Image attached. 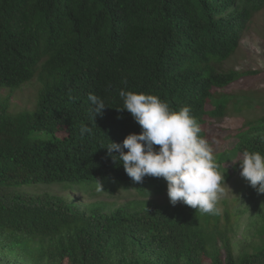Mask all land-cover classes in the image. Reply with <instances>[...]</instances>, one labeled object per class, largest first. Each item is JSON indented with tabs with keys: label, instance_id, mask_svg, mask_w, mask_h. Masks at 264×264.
Here are the masks:
<instances>
[{
	"label": "trees",
	"instance_id": "1",
	"mask_svg": "<svg viewBox=\"0 0 264 264\" xmlns=\"http://www.w3.org/2000/svg\"><path fill=\"white\" fill-rule=\"evenodd\" d=\"M263 6L264 0H0V87L11 91L0 97V264H264V244L234 253L220 214L144 199L111 209L70 195L122 187L148 195L167 187L163 177L134 182L105 148L142 130L118 109L121 89L156 94L174 109L190 106L201 135L221 138L210 129L228 111L225 90L264 80V68L223 69ZM34 78L41 83L34 108L11 111V93ZM89 93L106 103L95 120ZM262 120L214 147L223 181L229 159L244 150L264 153ZM82 125L92 132L82 136ZM29 185L40 187L25 190ZM255 214L248 232L264 240V208Z\"/></svg>",
	"mask_w": 264,
	"mask_h": 264
},
{
	"label": "clouds",
	"instance_id": "2",
	"mask_svg": "<svg viewBox=\"0 0 264 264\" xmlns=\"http://www.w3.org/2000/svg\"><path fill=\"white\" fill-rule=\"evenodd\" d=\"M119 96L123 107L118 109L130 112L142 130L128 134L122 143L111 140L105 147L108 154L119 158L136 183L145 176L163 177L173 205L183 202L202 213L220 214L217 204L224 192V177L214 147L201 135L202 128L190 106L174 109L158 95L146 92L121 89ZM88 101L95 120L103 114L105 100L89 93ZM91 132V127L80 128L82 136ZM232 162L238 163L240 175L264 194V153L244 150L242 157Z\"/></svg>",
	"mask_w": 264,
	"mask_h": 264
},
{
	"label": "rangeland",
	"instance_id": "3",
	"mask_svg": "<svg viewBox=\"0 0 264 264\" xmlns=\"http://www.w3.org/2000/svg\"><path fill=\"white\" fill-rule=\"evenodd\" d=\"M264 68V6L255 12L247 21L241 32L240 44L237 50L225 61L223 69ZM41 83L37 78L24 84L21 88L11 93L10 109L18 112L24 108L33 109L38 97ZM10 91L9 88L0 87V97L5 96ZM231 97L228 104V111L222 119H214L215 128L210 129V133L219 134L220 137L207 138L213 147L222 145L223 139L228 138L235 130L249 122V126H259L263 123L264 116V80L255 83L252 87L234 85L225 90ZM238 158L229 159L228 167L229 179L222 182L224 192L220 195L217 206L220 208L218 225L221 230H227L231 246L235 254L240 251H255L264 244V240L250 232L248 225L252 216L264 208V194H260L241 175L238 163L232 161ZM224 177V170H219ZM40 185L25 186V190L30 191ZM98 192L96 195L90 194L89 188L86 192L76 190L70 194L79 203H87L93 200H103L109 208L126 205L134 207L138 201H155L168 204L171 207L181 206L184 203L178 202L173 205L168 197L167 187L161 191L151 190L148 195H143L139 190H126L120 188L115 192ZM68 194V192H60ZM228 216V218H227ZM212 218L211 224H214ZM251 229V228H250Z\"/></svg>",
	"mask_w": 264,
	"mask_h": 264
}]
</instances>
